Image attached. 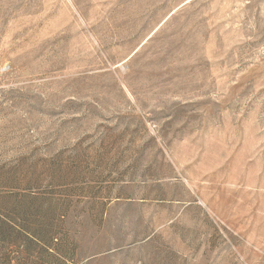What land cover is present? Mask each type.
<instances>
[{
	"label": "rangeland",
	"instance_id": "374dc122",
	"mask_svg": "<svg viewBox=\"0 0 264 264\" xmlns=\"http://www.w3.org/2000/svg\"><path fill=\"white\" fill-rule=\"evenodd\" d=\"M0 264H264V0H0Z\"/></svg>",
	"mask_w": 264,
	"mask_h": 264
}]
</instances>
